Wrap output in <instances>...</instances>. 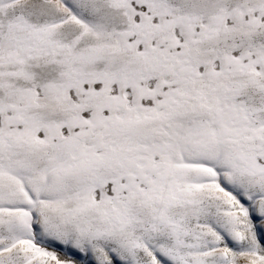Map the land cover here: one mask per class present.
<instances>
[{"label":"snow or ice","instance_id":"snow-or-ice-1","mask_svg":"<svg viewBox=\"0 0 264 264\" xmlns=\"http://www.w3.org/2000/svg\"><path fill=\"white\" fill-rule=\"evenodd\" d=\"M0 264H264V0H0Z\"/></svg>","mask_w":264,"mask_h":264}]
</instances>
